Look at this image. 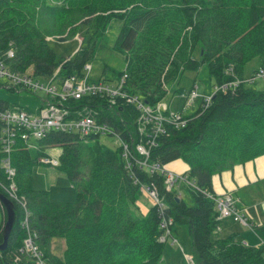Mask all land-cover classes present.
<instances>
[{
	"label": "trees",
	"instance_id": "1",
	"mask_svg": "<svg viewBox=\"0 0 264 264\" xmlns=\"http://www.w3.org/2000/svg\"><path fill=\"white\" fill-rule=\"evenodd\" d=\"M113 19L121 22L114 49L125 55V67L114 72V79L89 81L115 87L126 74L124 90L129 96L136 95L152 108L165 104L160 111L164 131L154 133L150 127L140 131L142 111L124 98L111 107L104 95L66 99L67 120L92 107L98 121L111 129L107 137H118L130 154L125 157L120 147L101 144L103 135L97 133L83 135L75 128L45 133L38 139L37 157L59 147L57 167L75 190L73 200L50 199L47 189L33 188L30 175L35 161L28 150L17 147L12 157L15 179L19 195L25 196L41 260L44 264H159L177 223L188 228L192 260L197 264H264V243L249 245L233 234L211 237L230 215L219 217L214 200L206 194H223L212 190L214 174L264 155V89L251 85L258 71H264V0H0V55L11 46L15 70L31 67L36 75H47L61 64V76L82 77ZM76 35L81 40L74 55L57 58L50 40ZM256 58L259 67L245 77L247 64ZM203 66L214 83L203 94L195 80L186 93L176 89L185 100L192 90L197 96L187 106L190 113L184 115V108L178 111L185 116V125L172 123L170 113L177 111L164 101L167 83ZM235 79L240 81L234 89L215 90ZM137 144L148 149L149 161L164 166L181 159L188 166L177 181H195V187L190 186L194 205H187L172 186L166 188L163 173L139 166L142 155ZM0 181L8 186L1 170ZM140 188L152 199L146 211L136 201ZM147 188L157 191L162 206ZM0 193L7 196L4 190ZM14 205L15 218L0 250V264H15L17 254L21 264H34L28 254L19 252L24 230L19 205ZM164 220H170L166 229L161 226ZM4 222L5 217L0 242ZM53 237L65 239L62 258L49 249Z\"/></svg>",
	"mask_w": 264,
	"mask_h": 264
},
{
	"label": "built area",
	"instance_id": "2",
	"mask_svg": "<svg viewBox=\"0 0 264 264\" xmlns=\"http://www.w3.org/2000/svg\"><path fill=\"white\" fill-rule=\"evenodd\" d=\"M15 56L14 48L9 46L0 55V88H5L14 92L26 91L31 94L42 92L43 96L40 97V106L36 112H29L23 108L12 106L9 107L8 103L0 99V170L6 176L8 186L0 181V190H4L6 197L18 206V213L20 218V227L24 230V237L22 246L19 248L21 254H28L34 264H44L41 260V249L36 241V233L30 229L29 225V211L27 209L25 196L19 195V189L16 182V168L10 162L11 152L17 147L28 149L32 146L29 139L33 138L38 141L49 130H68L71 128L77 129L81 134H101L107 136L111 129L106 123L99 122L96 118L97 111L89 106V109H82L78 112L79 118L75 120H67L65 117L68 113L64 101L69 97L81 98L83 95H104L107 96V105L111 107L118 99H125L128 102L134 103L141 109L142 113L139 116V121L142 125L139 127L140 131L150 127L154 133L164 131L161 128L163 117L160 111L166 106L164 103H158L155 108L144 104L138 99L136 95L129 96L124 90L126 74H123L115 87H110L102 82L89 81L90 64L84 66L87 73L82 77L76 75L61 76V64L58 65L50 74L36 75L31 67L25 70H15L11 66V60ZM255 77H264V71L260 70ZM240 80L235 79L232 81L224 82L215 87L218 89H229L238 84ZM184 96V94H182ZM197 96L195 90H192L186 96V106L192 104L193 98ZM184 107V109H185ZM179 112L170 113V121L174 124L184 126L186 119ZM116 141L119 142L123 155L129 157L130 154L127 150V144L121 142L118 137ZM36 149L39 145H35ZM136 150L142 155L141 159L137 161L140 167L149 169L150 171L160 172L165 175L166 188L170 189L172 184L177 179H182L180 174H175L164 168L159 163L149 161L148 149L142 144L136 145ZM133 159V158H132ZM40 161L49 163L54 166L59 165L58 158L55 156L41 157ZM191 187H195V181H189ZM148 189L149 194L156 200V203L162 206V200L157 197L155 189ZM210 196L218 209L219 217L233 216V218L242 223L243 225H251L249 217L245 210L238 208L236 199L231 193H223L213 196L209 192L206 193ZM15 206V205H14ZM21 209H20V208ZM5 217V209L0 203ZM15 213V212H14ZM170 221V220H169ZM169 221H163L161 226L168 227ZM251 228V227H250ZM252 229V228H251ZM161 240L165 239L162 235ZM246 243V242H244ZM191 261V257H189ZM15 264H21L20 255L14 256ZM28 263V262H26Z\"/></svg>",
	"mask_w": 264,
	"mask_h": 264
},
{
	"label": "rangeland",
	"instance_id": "3",
	"mask_svg": "<svg viewBox=\"0 0 264 264\" xmlns=\"http://www.w3.org/2000/svg\"><path fill=\"white\" fill-rule=\"evenodd\" d=\"M120 26V20L113 19L107 26L105 34L98 39L94 55L92 59L89 60L91 70L88 77L89 80H97L99 78H105L109 80L114 79V72H118L124 69L126 64L125 55L114 49V42L119 32ZM80 40V36L76 35L74 38H70L65 41L51 39L49 44L55 50L57 58H60L73 56L80 44ZM256 60H258V58H256ZM253 61L251 62L252 64L248 66V72L254 66L255 62ZM86 73L87 71H85V74ZM194 80L196 81L197 91L199 92V94L207 92L215 81L213 78H210L208 76V70L206 66L201 67L197 72L185 71L178 79L169 81L167 83V93L164 97V101L170 103L173 110L177 112L181 111L186 106L185 96H181V93L176 92L175 90L178 88H182L186 93ZM255 80L256 81L251 83L252 87L259 90L264 89V77H257ZM0 81H3V79H0ZM42 96V92L31 94L26 91H21L17 93L5 88H0V99L7 102L9 107L17 106L33 113H35L37 108L40 106V97ZM126 103L131 102L126 101ZM190 111L191 108L187 107L186 109L182 110V113L186 115L187 113H190ZM116 113H118V111ZM29 143H31L32 146L25 150L29 151L31 158L35 161L34 166L31 170L30 185L36 189H47L48 192H50V199L73 200L75 197V190L71 185L68 177L63 172H61L57 166L49 163L46 164L40 161L41 157H37L35 147V145H38V141L30 138ZM100 143L109 147H113L114 149L120 147L119 142L116 141V137L112 138L101 136ZM16 149L11 152L10 156V162L14 167L15 165L13 164L12 157ZM45 153V157H57L60 153V149L59 147H56L54 149H46ZM164 167L166 168V170L180 175L185 173L188 168V166L181 159L172 160L171 162L165 164ZM190 186V183L187 181H177L172 185L171 190L172 192L180 195V197L187 205L192 206L194 205V199L190 193ZM239 196L244 201V198L249 199L252 195L250 194L249 190H243L241 191ZM151 200V197L147 195L142 188L138 190L136 201L140 209H142V205H144V210L146 211V209L151 206ZM2 220H4V213L0 208V225L2 223ZM226 220L234 224H238L234 225L232 228L235 232L240 231L242 228H244L241 227L243 225L242 223L235 221L231 216L226 217ZM249 223L251 224L250 226H243L247 227L248 230H252L253 228H255V225L251 222V220H249ZM247 228L242 229V231L245 232ZM172 231L173 236L177 237L178 239V241H176L173 246L177 249L176 252L180 253L183 261L177 260L175 258L173 261L167 255L166 260L161 259L159 264H197L196 261H190L189 259V257H192V245L187 226L176 223L172 228ZM225 232L226 229L222 224V231L220 233L218 230L213 232L211 237H224L232 234H225ZM169 239H171V237L168 238V241ZM168 241L166 244H164L162 254H167L166 247L169 244ZM65 246L66 243L64 238L53 237L50 240L49 249L55 256L62 258Z\"/></svg>",
	"mask_w": 264,
	"mask_h": 264
},
{
	"label": "crops",
	"instance_id": "4",
	"mask_svg": "<svg viewBox=\"0 0 264 264\" xmlns=\"http://www.w3.org/2000/svg\"><path fill=\"white\" fill-rule=\"evenodd\" d=\"M251 62L246 66L247 73H244L245 77L249 76L260 65L259 60L253 61L255 62L254 66L251 68V72H248V66L252 64ZM212 190L215 193L230 192L235 197L238 208L245 210L249 220L255 225L254 231L248 230L247 227L242 225L241 227L247 228L246 231L243 232L242 229L244 228H242L240 231L235 232L232 228L238 224L227 221L225 218L221 221L219 233L222 231L223 224L226 229L225 234L232 233L240 241H245L249 245H262L264 243V155L246 161L243 164H237L232 170H224L221 173L214 174L212 176ZM243 190H249L253 197L244 198L243 201L239 196ZM173 238L171 237L169 241L168 239L166 240V243L167 241L169 242L166 247L167 254H162L161 259L166 260L168 255L173 261L174 258L183 261L180 253L176 252L177 249L173 246L174 241H178V239L177 237Z\"/></svg>",
	"mask_w": 264,
	"mask_h": 264
},
{
	"label": "water",
	"instance_id": "5",
	"mask_svg": "<svg viewBox=\"0 0 264 264\" xmlns=\"http://www.w3.org/2000/svg\"><path fill=\"white\" fill-rule=\"evenodd\" d=\"M0 203L3 205L5 209V222L2 227L3 241L0 242V250H2L11 233L13 221L15 218V213H14L15 209H14V204L7 197H5L2 193H0Z\"/></svg>",
	"mask_w": 264,
	"mask_h": 264
}]
</instances>
